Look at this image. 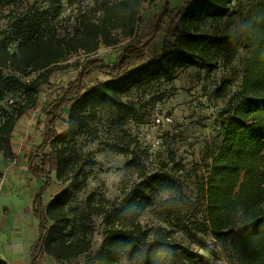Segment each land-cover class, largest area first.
<instances>
[{
  "label": "trees",
  "instance_id": "trees-1",
  "mask_svg": "<svg viewBox=\"0 0 264 264\" xmlns=\"http://www.w3.org/2000/svg\"><path fill=\"white\" fill-rule=\"evenodd\" d=\"M147 1L104 3L98 22L81 20L62 37L46 34L39 14L21 16L12 22L15 50L9 51L0 43V99L14 90L23 94L14 113L6 114L0 123V152L6 159L14 158L12 134L19 118L39 109L44 119L41 122L36 116L32 131H39L41 143L28 158V169L44 178L39 195L52 173L57 181L66 184L46 205L37 200L39 236L30 247L29 264H40L44 255L60 263L83 256L79 264L218 262V258L213 261L208 255L172 241L163 229L149 239L138 222L141 213L155 204L159 193L169 191L174 195L164 201L166 215L182 223L181 185L166 171H140L139 180L124 190L118 201L108 206L87 203L82 212L70 218L69 211L76 210L72 204L84 185L86 167L93 163L88 153L75 147V137L86 131L100 110L130 115L132 106L123 98L131 91L170 79L184 67L213 70L220 61L232 63L240 48L246 50L240 85L222 110V133L209 152L207 177L196 196L202 212L192 223L195 231L208 233L220 253L230 257L233 264H264V0H250L247 8L240 11L233 8L234 1L240 0H183L172 9L173 45L169 47L165 41L156 52L151 51L152 43L163 27L161 15H165L162 11L167 9V0L150 33L142 27L137 29L138 9ZM117 30L130 39L112 62L87 58L73 65L78 71L72 80L63 84L50 81L54 67L67 56L77 51L91 54L99 43L111 45L115 40L110 33ZM2 69L25 77L29 69L35 75L25 82L24 78L4 75ZM46 92L51 94L48 99L44 97L47 103L43 108L39 106L40 95ZM64 113L62 128L57 130ZM46 147L48 151L44 152ZM95 215L101 216L105 229L98 247L91 252V216ZM184 229L204 246L196 232ZM0 264L7 263L0 259Z\"/></svg>",
  "mask_w": 264,
  "mask_h": 264
},
{
  "label": "rangeland",
  "instance_id": "rangeland-1",
  "mask_svg": "<svg viewBox=\"0 0 264 264\" xmlns=\"http://www.w3.org/2000/svg\"><path fill=\"white\" fill-rule=\"evenodd\" d=\"M115 1L0 0V43L5 44L9 51L15 50L16 40L12 22L18 17L39 14L43 20L44 32L62 37L72 32L81 20L98 22L103 4H111ZM182 1L167 0V9L162 11L165 15H161L163 27L154 36L152 52L159 51L165 41L169 47L173 45L174 36L171 35L170 28L172 9L179 6ZM164 2L165 0H149L142 3L137 14V29L142 27L146 33H150L155 21L162 14L161 8ZM249 2L250 0L234 1L233 8L236 11L242 8L244 10ZM201 28L206 26L201 25ZM110 38L115 42L111 45L99 43L98 48L91 54L77 51L67 56L54 67L50 81L64 83L66 80H72L78 71L73 65L87 58H101L112 62L130 38L118 30L111 31ZM245 57V48H240L232 63L223 64L220 61L213 70L184 67L177 69L170 79L131 91L123 98L132 106L133 112L130 115L123 116L114 111H98L86 131L75 137V147L83 153H88L93 163L86 167L84 185L72 204L76 210L69 211V217L73 218L77 212H82L87 203H102L108 206L118 201L123 191L139 180L140 171L146 174L166 171L181 185L184 197L182 223L168 217L164 209V201L174 194L169 191L161 192L155 204L145 209L138 217V222L148 232L149 239L158 229H163L164 234L172 241L189 246L199 254L208 255L213 261L218 258L216 264H233L230 257L226 258L220 253L218 244L208 233L195 231L192 221L199 219L202 212L196 200L197 192L200 183L207 177L209 152L222 133V110L227 107L229 96L239 88ZM64 66L68 68L63 71L58 69ZM1 71L4 75H12L17 79L25 77L8 69ZM27 71L28 73L25 74L30 77L35 75V72L29 69ZM94 75L96 76V73ZM99 78L102 79L101 76ZM50 94L51 92H46L40 95V107H45ZM44 97L47 99L43 100ZM22 100L23 94L20 91L14 90L4 94L0 99V123L3 122L6 114L14 113ZM154 115H168L172 118V122L154 127L152 125ZM36 116L43 122L44 114L39 109L24 113L12 134L16 148L24 145L20 155L22 159L24 152L33 155L41 143L39 131H32ZM116 117L120 119L115 123L113 119ZM64 119L65 113L56 126L57 130L62 128L61 123ZM153 136L159 137L160 145L150 150L148 137ZM43 151L47 152L48 148ZM52 176L55 178L54 173ZM60 184L62 188L66 186ZM91 221L94 229L90 235V251L93 252L98 247L105 228L101 223L100 215L91 216ZM184 227L196 232L203 239L204 246L190 238L185 233ZM82 259L83 256H79L66 263L79 264ZM164 264L180 263L167 260Z\"/></svg>",
  "mask_w": 264,
  "mask_h": 264
},
{
  "label": "crops",
  "instance_id": "crops-1",
  "mask_svg": "<svg viewBox=\"0 0 264 264\" xmlns=\"http://www.w3.org/2000/svg\"><path fill=\"white\" fill-rule=\"evenodd\" d=\"M23 146L19 149L13 144L14 158L10 160L0 152V259L7 264H29L30 247L39 236V221L35 215L37 200L44 206L62 188L51 175L39 195L44 178L29 171L28 158L32 154L24 152L22 159ZM47 263L67 264L44 255L40 264Z\"/></svg>",
  "mask_w": 264,
  "mask_h": 264
},
{
  "label": "built area",
  "instance_id": "built-area-1",
  "mask_svg": "<svg viewBox=\"0 0 264 264\" xmlns=\"http://www.w3.org/2000/svg\"><path fill=\"white\" fill-rule=\"evenodd\" d=\"M30 77H24L25 82H29ZM9 102L12 103V100L9 99ZM172 122V118L168 115L158 116L154 115L152 118V125L154 127H159L163 124H170ZM149 140V149H156L160 145V139L158 136L148 137Z\"/></svg>",
  "mask_w": 264,
  "mask_h": 264
}]
</instances>
